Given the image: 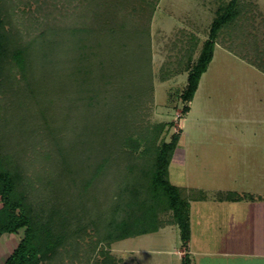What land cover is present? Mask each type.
Returning a JSON list of instances; mask_svg holds the SVG:
<instances>
[{"label": "trees", "instance_id": "16d2710c", "mask_svg": "<svg viewBox=\"0 0 264 264\" xmlns=\"http://www.w3.org/2000/svg\"><path fill=\"white\" fill-rule=\"evenodd\" d=\"M154 1L43 0L42 18L32 22L15 12L25 0H0V235L21 231L1 264H122L111 252L113 242L166 224L177 226L187 246L189 200L206 194L169 180L179 136L159 141L160 124L141 133L139 148L140 137L131 134L138 107L149 98ZM250 12L242 0H218L194 62L197 37L191 34L192 46L180 56L186 61L177 67L187 70L181 100L191 101L226 29L229 49L264 71L263 24L255 26ZM123 74L136 78L130 82L141 89L137 96L118 88ZM13 128L20 151L46 148L44 164L56 176L51 183L44 177L55 190L44 197L54 194L62 204L33 205L34 179L25 186L21 152L7 153L2 139ZM179 264L194 263L184 253Z\"/></svg>", "mask_w": 264, "mask_h": 264}, {"label": "rangeland", "instance_id": "374dc122", "mask_svg": "<svg viewBox=\"0 0 264 264\" xmlns=\"http://www.w3.org/2000/svg\"><path fill=\"white\" fill-rule=\"evenodd\" d=\"M25 1L15 10L17 16L24 14L32 22L42 18L44 7L38 5L43 0ZM217 1L155 0L148 27L151 60L149 98L138 107L140 120L135 128H131L134 129L131 134L140 137L139 148L143 144L141 133L148 128L150 129L145 135H149L150 130L153 131L155 127L158 129L162 124L159 141L169 140L173 133L178 134L177 147L172 156L173 164L175 163L171 167L173 173L170 171V165L168 166L169 180L177 186L184 187L183 184L188 183L212 188L223 186L225 182H220L221 179H230L226 174L231 175L245 169L244 164L240 166L236 155L240 157L245 154L247 171L250 167L254 171L260 165L264 166L260 158L264 156V71L229 49L232 39L227 29L220 33L213 56L200 76L191 101L180 98L186 84L187 70H183L186 74L178 73V56H185V49L192 46L188 38L194 34L197 37V46L191 58L194 62L207 36ZM242 1L251 9L249 14H253L254 25L262 23L264 30V0ZM47 6H50L49 3ZM234 31L237 32L238 29ZM126 76L127 74H123L125 79L117 80L116 84L122 82L118 88L123 87L129 96H137L141 89H137V86L130 82L136 78ZM13 103L6 100L7 106L12 107ZM185 105L189 106L186 112L183 109ZM14 131L13 128L8 138L5 133L2 134L7 153L12 156L20 151V147L15 144L18 136H15ZM233 136L246 140L236 142ZM28 148L26 152L20 151L23 157L20 165L23 174L26 178L29 177L25 186H29L30 179H34V189L37 188L36 195L30 196L33 205L36 207L62 204V200L56 199L54 194L49 200L45 199L47 196L44 197L48 194L46 191L55 192L49 183L51 178L56 176L52 173L53 169L50 170L44 164L46 148L43 145H36L34 149ZM186 148V154L192 161L189 176H185L184 165L180 166V158L184 157ZM44 177H48L49 183ZM234 180L238 183V179ZM63 183L65 184L64 181ZM2 186L3 182L0 180V196ZM198 191L196 195H201ZM208 191V197L215 193L214 190ZM229 193L224 192L222 197L230 195ZM174 225L166 224L164 229L113 242L111 252L122 264H177L178 249L181 246L177 247L179 234ZM20 236L21 231L0 235V264L15 247Z\"/></svg>", "mask_w": 264, "mask_h": 264}, {"label": "crops", "instance_id": "0c3cea01", "mask_svg": "<svg viewBox=\"0 0 264 264\" xmlns=\"http://www.w3.org/2000/svg\"><path fill=\"white\" fill-rule=\"evenodd\" d=\"M187 22L190 23L189 20ZM186 35L187 33H185L184 40L187 38ZM178 57L177 62L179 63L181 59L180 56ZM184 59L186 61V57ZM184 71H178V73L186 74ZM233 137L236 142L246 140ZM187 149H184V157L180 158V166L184 165L185 176H189L188 172L192 167L191 158L186 154ZM244 155L240 157L236 155L235 158L239 160L240 166L244 164L245 169L237 171L239 173L226 174L230 179L222 178L220 182L225 183L219 188L193 183L183 184L189 190H202L205 194L209 192L208 190H214L215 193L211 197L196 196L189 200L190 237L186 247L181 244L180 240L178 241L177 247L181 246L182 249L177 248L179 252L177 264L181 261L182 256L180 255L184 253L188 254L194 264H264V166L260 165L254 171L249 166L247 171L245 165L247 160ZM260 158L264 165V156ZM173 161L174 159H171L169 164L171 173L174 172L171 169L175 165ZM234 179H238V183ZM228 191L241 194L248 192L258 198L222 197L223 193ZM159 229H164V227Z\"/></svg>", "mask_w": 264, "mask_h": 264}]
</instances>
